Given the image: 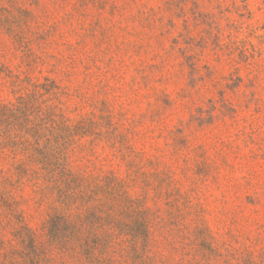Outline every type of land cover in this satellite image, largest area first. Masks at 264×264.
<instances>
[{
	"label": "rangeland",
	"instance_id": "rangeland-1",
	"mask_svg": "<svg viewBox=\"0 0 264 264\" xmlns=\"http://www.w3.org/2000/svg\"><path fill=\"white\" fill-rule=\"evenodd\" d=\"M0 110V255L87 264L47 243L62 170L113 264H264V0H0Z\"/></svg>",
	"mask_w": 264,
	"mask_h": 264
},
{
	"label": "trees",
	"instance_id": "trees-1",
	"mask_svg": "<svg viewBox=\"0 0 264 264\" xmlns=\"http://www.w3.org/2000/svg\"><path fill=\"white\" fill-rule=\"evenodd\" d=\"M40 165L43 167L39 168ZM52 166L54 167L46 158L39 162L34 157H30L28 163L19 164L17 171L20 181L34 182L42 179L47 169H49L48 173L55 172L52 171ZM60 177L66 190L64 200L60 202L64 208L63 213H58V208H55V213L47 227V243L62 258L75 252L73 258H77L81 263H83L82 258L87 264H113L112 257L108 253L110 236L96 234L101 227L111 225L110 215L100 217L92 224L91 217L84 218L82 215L72 214L71 207L77 200L75 190L79 189V185L62 170ZM62 189L63 187H60L61 196ZM14 242L15 246H12L9 253L0 255V264H54L52 254L44 249L37 241L35 233L26 225L16 231Z\"/></svg>",
	"mask_w": 264,
	"mask_h": 264
}]
</instances>
